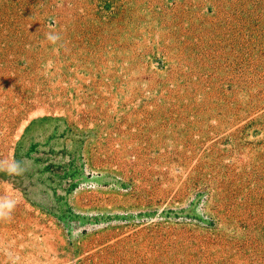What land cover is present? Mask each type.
<instances>
[{
    "label": "rangeland",
    "instance_id": "obj_1",
    "mask_svg": "<svg viewBox=\"0 0 264 264\" xmlns=\"http://www.w3.org/2000/svg\"><path fill=\"white\" fill-rule=\"evenodd\" d=\"M0 159V264H264V0H0Z\"/></svg>",
    "mask_w": 264,
    "mask_h": 264
},
{
    "label": "clouds",
    "instance_id": "obj_2",
    "mask_svg": "<svg viewBox=\"0 0 264 264\" xmlns=\"http://www.w3.org/2000/svg\"><path fill=\"white\" fill-rule=\"evenodd\" d=\"M45 35L46 39L52 43H56L60 39L57 34L52 32H48ZM26 170V167L21 161L15 159H0V171L10 176L23 175ZM17 202V199L10 196L0 197V219L9 218Z\"/></svg>",
    "mask_w": 264,
    "mask_h": 264
}]
</instances>
